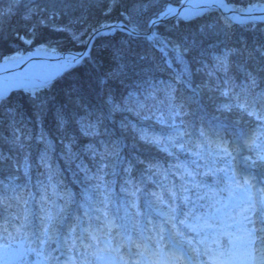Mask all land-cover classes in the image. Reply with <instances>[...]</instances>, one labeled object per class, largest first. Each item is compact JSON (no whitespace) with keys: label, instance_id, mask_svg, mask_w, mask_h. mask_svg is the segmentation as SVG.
<instances>
[{"label":"trees","instance_id":"trees-1","mask_svg":"<svg viewBox=\"0 0 264 264\" xmlns=\"http://www.w3.org/2000/svg\"><path fill=\"white\" fill-rule=\"evenodd\" d=\"M6 1L0 0V6L9 8L0 16V62L37 45L59 52L79 51L90 32L105 24L121 22L144 32L148 22L180 0H133L136 10L142 11L134 12L141 15L140 23L134 20V15L126 18L117 10L126 0H66L59 4L56 0H37L36 6L41 12L33 4L24 11L25 4L14 9ZM224 1L246 6L263 0ZM148 5L152 9L145 16L143 10ZM210 15L153 29L154 44L167 51L172 67L182 72V79L197 93L188 90L181 80L176 83L167 57L151 42L115 30L110 35L96 36L84 60L56 76L37 93L32 95L17 89L0 100V194L23 190L27 196L31 192L25 205L31 209L28 226L31 236L27 241L21 238L16 243L0 242V264H62L49 238H41L39 231L36 201L41 195V186L47 187L49 176L55 191L61 195L55 197L48 232L59 234L65 251L77 259L76 264L83 257L84 248L79 247L78 253L80 240L69 247V227L77 225L72 237L80 236L79 224L89 231H97L100 221L91 217L99 215L93 211V204L98 201L107 200L106 212L116 227L108 238L102 236V242L95 244L96 247L107 244V240L114 243L124 233L132 239L139 238L148 219L163 223L173 203L177 222L187 208L193 209V215L213 213L217 200L221 204L229 200V182L235 184L236 180L250 178L257 186L264 187V158H261L264 144L248 145L240 167L235 156L252 134L264 130L260 121L230 97L210 92L204 86L205 75L196 71L203 62L212 63V52L219 53L229 47L240 50L230 57L234 64H243L252 70L251 60L244 63L246 49L260 60L257 67L264 66V57L256 51L264 49V25H230L218 13ZM36 20L40 23L35 24ZM158 68L164 72L157 71ZM233 75L237 85L243 88L241 81L247 83V77L235 68ZM260 75L264 76V71ZM149 77L153 83L160 79L175 84L174 103L183 102L179 114L173 107L162 120L141 119L125 110V104L131 107L134 100L138 103L144 99L140 95L141 86H147ZM262 89L264 79L258 82L257 91ZM133 92L135 98L131 95ZM105 114L110 115L104 117ZM236 137H239V146L232 140ZM37 138L42 139L37 141ZM217 145H224L229 153L225 154ZM104 149L112 154L102 158ZM246 164L258 171L244 172ZM58 178L62 184L57 183ZM48 199L51 201L53 197L49 195ZM83 206L89 210L87 223ZM223 211L226 213L228 208ZM261 211L257 210L256 218ZM3 215L0 210V217ZM61 217L65 221L59 228L57 220ZM137 220L139 225L134 223ZM256 222L262 223L258 219ZM177 226L196 242V232ZM164 227L169 228L167 224ZM251 227L252 223L247 222L246 228ZM228 231L239 239L221 237L223 258L236 253L248 260L255 245L235 226ZM82 240L92 243L89 235ZM94 264H103V261L94 258Z\"/></svg>","mask_w":264,"mask_h":264},{"label":"clouds","instance_id":"clouds-1","mask_svg":"<svg viewBox=\"0 0 264 264\" xmlns=\"http://www.w3.org/2000/svg\"><path fill=\"white\" fill-rule=\"evenodd\" d=\"M8 11L9 8L0 6V16L6 14ZM209 47L212 46L210 45ZM185 51H187V49H185ZM239 51L240 50L236 48L229 47L222 48L219 53L212 52L210 54L212 63L209 64L205 61L196 71L205 75L206 79L204 86L208 88L210 92H217L218 95L226 98L230 97L233 103L243 107L249 115L259 120L261 129H264V89L257 91L258 82L264 79V76L260 75V73L264 71V66L257 67V65L261 63L260 60L252 51L246 49L244 50V63L246 64L251 60L253 62L252 70L245 68L243 64H234L230 57L237 54ZM256 51L259 52L260 57H264V49L258 48ZM234 68L242 73L243 76L247 77V83L241 81L244 85L243 88H240L236 83L233 75ZM157 71L164 72V69L158 68ZM173 79L176 80V83L180 82L178 77H173ZM209 79L212 81L211 84H209ZM145 83L147 86H141L140 92V95L143 96L144 99L139 100L138 103L134 100V106L131 107L125 104V110L133 112L134 115L141 119L162 120L165 113H170L173 107L177 109L176 114H179V109L183 106V102L174 103L177 99L175 96V84L160 79H157L156 82L153 83L151 77H149ZM131 95L134 98L136 97L135 92L131 93ZM256 105H259V107H256ZM222 107L227 108V105H222ZM253 136L256 144L252 146L260 147L264 144V130ZM257 141L260 143L258 144ZM105 154L111 155L112 153H108L107 149H104L102 158ZM244 179L248 180L247 184L243 183V180L241 181L240 188L232 189V197L227 207L228 211L224 213L225 224L230 225V227L235 226L238 232L250 238L251 243L255 245L252 249L255 255L254 264H264V227H261L260 224L256 222L257 219L264 221V211L260 212L258 218L255 217V213L258 209H264V187L257 186L250 178ZM57 183L62 184L63 181L58 178ZM40 191L41 195L36 201L39 208L40 237L47 236L51 238L48 229L53 215L52 208L55 206V197L61 194L55 191L50 176L48 177L47 187L42 185ZM49 195L53 197L51 201L48 199ZM28 196H31V192L29 191L26 196L23 190L16 194H0V210H3L4 213V215L0 217V242L16 243L21 238L27 241L31 236V229L28 227L31 223V209L25 207V205L29 203ZM101 204H103V207L100 206ZM83 207V216L87 223L90 219L88 214L89 210L87 206ZM107 207L108 204L106 199L96 202L93 204V211L94 213H99V215H93L91 217V219L100 221L97 232L105 238L109 236L108 224H113L112 218L106 212ZM233 209L235 210L234 212ZM175 212L176 205L173 203V205L169 206V212L165 214L163 223L159 221L153 223L151 218H149L145 231L139 238L132 239L130 247L124 242L125 246L123 248L128 249V251L125 252L116 253L114 250L100 251V249H104L105 246L109 244H103L99 247L94 246L96 244V239L93 238L94 235L90 233L88 227H85L82 231L89 234L92 243H85V241L81 240L78 236L72 237L71 234L75 231L77 227L76 224L69 227V240L71 241L69 247L74 245L76 240H80L77 251L79 253V247H83L84 255L80 259L79 264H94V258L98 257L102 258L103 264H112L114 260L116 264H121V255L130 261L136 260L139 264H153L154 261H160V264H163L167 259L166 253L171 251H164L166 241H164L163 233L165 232L164 224H167L173 237L180 236L191 246V259L196 262H202L200 256H204L205 258L210 257L221 250V233L225 229L221 227V217L219 213H208L205 211L204 213L196 212L195 215H193V209L187 208L184 215L177 222ZM205 219H207L210 224L214 225V227L205 228L199 233L196 232L197 240L195 243H193L191 237L185 236L184 232L177 226V224H179L189 229V225L203 223ZM181 221H183V223H181ZM78 222L77 218V223ZM247 222L252 223L251 228H246ZM134 223L135 225H139L138 220ZM228 228L229 227H227L226 230H228ZM137 231H139V228H137ZM189 231L191 230L189 229ZM256 231H259V235L255 234ZM200 233H203V235H200ZM119 235L120 234L117 233V236ZM189 239L191 243H189ZM201 240L204 241L203 244L199 243ZM217 240L220 241L219 245L215 243ZM41 243H43V240ZM136 243L141 245L140 249L135 247ZM145 244L148 245L147 252L143 251V245ZM197 245H199V247H197ZM209 247L212 248V251H206ZM133 249H135V251L132 256L129 257L128 252ZM177 264H179V262H177Z\"/></svg>","mask_w":264,"mask_h":264},{"label":"rangeland","instance_id":"rangeland-1","mask_svg":"<svg viewBox=\"0 0 264 264\" xmlns=\"http://www.w3.org/2000/svg\"><path fill=\"white\" fill-rule=\"evenodd\" d=\"M11 1V0H10ZM9 0H7L6 1V3L8 2L9 3V5L11 6V7H14V9H16V7L17 8H23V5L25 4L26 5V8H24L23 10L24 11H26V9L29 7V5L31 6V4H33L34 6H33V8H37V9H39L40 10V12H41V9L38 7V6H36L37 4H38V2H37V0H23L22 2H16V1H14V0H12V2H10ZM40 1V0H39ZM65 1L66 0H56V4H59L60 2H63V3H65ZM123 1V0H122ZM264 1V0H263ZM262 1V2H263ZM132 2H133V0H126V4L125 5H122V4H124V3H122L121 5V7L122 8H119V9H117L118 11H120V12H123L124 13V17H126V18H131L132 17V15H134V20L136 21V22H138V23H140V17L139 16H141V15H139L138 13L137 14H134V12L136 13V12H142V11H138V10H136L137 9V5L135 4V6H133L132 5ZM262 2H257V3H253L254 5L255 4H260V3H262ZM42 3H44L45 4V2L44 1H42ZM179 4H180V2H179ZM230 5H232L233 7H243V6H240V5H235V4H230ZM251 5L252 4H248V5H246V7L247 6H250L251 7ZM45 6V5H44ZM245 7V6H244ZM243 7V8H244ZM124 8V9H123ZM170 8H172L171 6H168V7H166V9L162 12V13H160V15L159 16H161L162 14H164L165 12H167ZM151 6L150 5H148V6H146V9L145 10H143V15H147L148 14V12L150 13L151 12ZM22 9H19V10H17V11H21ZM16 11V10H15ZM38 12V11H37ZM189 17H191V16H189ZM188 17V18H189ZM187 17L186 18H183V19H188ZM192 18V17H191ZM152 20H154V19H152ZM151 20V21H152ZM39 21V22H38ZM36 20V22H35V24H38V23H40V20ZM150 21V22H151ZM150 22H148L147 24H146V27L148 28V26H149V23ZM118 23H121V22H118ZM117 23V24H118ZM263 23V22H262ZM0 24H1V22H0ZM27 24H29V23H27ZM122 24H124V23H122ZM112 26V25H116V23H113V24H105V25H102L103 27L104 26H107V30L106 31H98V32H96V33H94L97 29H94V30H92L91 32H90V34L88 35V37H87V39L84 41V44H83V47L87 44V41H88V39H89V37L90 36H93V38H95L96 36H98V35H110V34H112L115 30H118V29H116V28H112V27H110V29H109V26ZM141 25H143L142 23H141ZM102 26H100V27H102ZM155 28V27H154ZM132 30H134L133 28H131ZM134 31H136V30H134ZM148 31V32H147ZM102 32H104V33H102ZM122 32V31H121ZM147 32V33H146ZM136 33H138L139 34V36H134V37H138V38H144V39H147L149 42H151L152 43V45H153V47L158 51V52H160L167 60L169 59L168 58V54H167V52L164 50V48L162 47H160V46H158L156 43L154 44V35H153V28H151V29H147L146 31H144V32H137L136 31ZM129 35V34H128ZM132 36V35H131ZM151 37V38H150ZM91 43H92V41H91ZM38 47H44V48H47V49H49L50 50V48H48L47 46H45V45H37V46H34L30 51H28V52H25V53H20V54H16V55H12V56H9V58H11V57H21V56H25V55H27V54H29L30 52H32L34 49H36V48H38ZM90 49H91V47H90ZM90 49H89V52H90ZM51 51H54V50H52L51 49ZM81 51V50H80ZM56 52H58V51H56ZM31 54V53H30ZM176 57H177V59L178 60H180L179 59V54L176 52ZM3 61V60H2ZM78 63H80V62H78ZM78 63H76V64H78ZM67 67V66H66ZM65 66L64 67H61V66H59V65H46V66H44V67H41V68H39L38 70H36V71H33V72H30V73H28L27 75H24V76H22V77H20V78H18V79H16V80H14V81H11V82H9V81H7V82H2V83H0V100H2V99H4V98H6L7 97V94H9L11 91H14V90H17V89H22V90H24V91H26L27 89L28 90H30V91H27V92H29V93H31L32 95H33V92H35L36 90H38V89H40L41 87H44L48 82H50L53 78H55L56 76H58L61 72H62V70L63 69H65L66 68ZM171 68V70L174 72V74H175V77H178L179 78V81L181 80V82L185 85V87L188 89V90H192V91H194V92H196L197 93V91L195 90V88L194 87H192L185 79H182L183 77H182V72H179L176 68H174V67H170ZM15 83V84H14ZM252 136H253V134H252ZM37 141H40L41 139L40 138H37L36 139ZM233 140V142L234 141H237V139H232ZM237 144V143H236ZM247 148H248V144H246L245 145V147H244V149L245 150H247ZM243 155V153L241 152H239L238 151V153H236L235 154V156L238 158V159H240V160H242V161H244V158L243 157H241ZM239 161V160H238ZM238 167H240V164H238ZM246 167H248V168H250L251 170H254L255 172H257L258 171V169L257 168H255L254 166H251V165H248V164H246ZM243 171L245 172L246 171V169L244 168L243 169ZM264 211V210H263ZM35 214H37V212H35ZM64 221L65 220H63V218L61 217V218H59L58 220H57V225H58V227L59 228H62L63 227V225H64ZM114 224V223H113ZM263 224H264V221H263ZM114 226L116 227V224H114ZM117 227H120L119 225L117 226ZM261 227H264V225L263 226H261ZM59 228H58V230H59ZM82 230V229H81ZM90 233L91 234H93V235H95V233H96V230H95V232H94V230L92 231V230H90ZM83 234H86L84 231H83ZM88 234V233H87ZM89 235V234H88ZM97 237V239H96V244L97 243H99V242H102V241H100L99 240V237L98 236H96ZM51 240H50V244H53V248H54V250L55 249H61L62 250V245H63V242H64V240L61 238V237H59V236H57V235H55V234H51V238H50ZM107 241H110V240H107ZM102 244V243H101ZM71 254H69V253H67L66 254V259L69 261V262H71L72 261V259L70 260L69 258L71 257L70 256ZM17 257H20L21 258V256H20V254L19 253H17V255H16ZM74 256V255H73ZM72 263V262H71ZM17 264V263H16Z\"/></svg>","mask_w":264,"mask_h":264},{"label":"bare ground","instance_id":"bare-ground-1","mask_svg":"<svg viewBox=\"0 0 264 264\" xmlns=\"http://www.w3.org/2000/svg\"><path fill=\"white\" fill-rule=\"evenodd\" d=\"M179 2H180V4H179ZM179 2L174 3L170 6L173 9H174V7L175 8L179 7L181 9H183V12L185 14H183V16L179 17V18H172L171 17L169 20H166L165 22L155 26V28L162 26V25H166L168 23L178 22L180 20H183V18H186V17L188 18L191 14H194V16H191L193 18V17H205V16L213 14V13H218L220 18L225 23L230 24L229 22L225 21L222 18L221 14L219 12H217L213 9L212 10H206L205 9L202 11L200 10L202 8H205V7H212V6H216V5L222 7L221 8L222 11H220V12H224V14L226 16H229V17L233 18L234 20L240 22V23H234V24H230V25H243V24L244 25H252V26L257 25V24H263L264 25V1L260 4H255V5L252 4L251 7L250 6L244 7L243 6L244 8L243 7L242 8L241 7H233L230 4L225 6V4H227V3L224 2L225 3L224 4L222 0H180ZM212 8H214V7H212ZM191 17H189L188 19H191ZM118 24H120V23H118ZM116 25H117V23H116ZM124 25L126 27L131 28L130 26H128L126 24H124ZM113 26L114 25H112V26L110 25L109 27H113ZM106 27L107 26L99 27L96 31H98L100 29H103L104 31H106L107 30ZM118 31H121V30H118ZM122 32L125 33L124 31H122ZM102 33H104V32H102ZM93 40H94V38L91 41L93 42ZM91 45H92V43H90V47H91ZM83 50H84V47L81 48V51H83ZM79 51H71L70 50V51H60V52L58 51V52H56V51H51V49L49 50V49L44 48V47H38V48L34 49L32 52H30L31 54L29 53L25 56L11 57V58L6 57L3 59V61L0 62V83L7 82V81H9V82L14 81V80H16V79H18L24 75H27L30 72L36 71L39 68L44 67L46 65H53L54 64V65H59L61 67H64V66L66 67L68 65L63 64L61 61H56V60L53 61L55 59V55H58V53H67V52H73L74 53V52H79ZM75 55L76 54H73V57ZM88 55H89V52L87 53L86 57ZM84 59H82V60H84ZM179 59H180V56H179ZM168 61L170 63V65L168 64V66L172 67L173 64L170 61V59L167 60V63H168ZM72 66H74V65H72ZM250 67L252 68V66H250ZM66 70H67V67L62 70L61 74ZM37 92H35V93H37ZM7 96H8V94H7ZM108 115H110V114H105L104 117H109Z\"/></svg>","mask_w":264,"mask_h":264},{"label":"snow or ice","instance_id":"snow-or-ice-1","mask_svg":"<svg viewBox=\"0 0 264 264\" xmlns=\"http://www.w3.org/2000/svg\"><path fill=\"white\" fill-rule=\"evenodd\" d=\"M151 38V37H150ZM246 143L249 145V146H252L254 144H256V141H255V138L254 136L250 137ZM217 147L222 151L224 152L225 154H228L229 153V150L227 147H225L224 145H217ZM259 147V146H258ZM261 158H264V156H262ZM243 183L247 184L248 183V180L247 179H244ZM241 187V181L240 180H236L235 184H232L231 182H229V200L231 199L232 197V189L233 188H240ZM229 200H225L223 204L220 203L219 200H217L215 202V205L213 207V213H219L220 214V217H221V227L224 228L225 230L222 231L221 235L222 237H228V238H236V239H239V237H237L235 235V233H232V232H229L227 229V227H230V225H226L225 224V216H224V211L223 209L224 208H227L228 207V204H229ZM181 223H183V221H181ZM115 226L111 223L108 224V230L109 232L114 228ZM189 229L191 231H194V232H201L203 231L205 228H211V227H214V225L210 224L208 222L207 219H205L203 221V223H198V224H195V225H189L188 226ZM242 231V230H241ZM182 235V233H181ZM94 239H97V237L94 235L93 236ZM131 239V238H129ZM189 243H191V240L189 239ZM200 244H203L204 241L201 240L199 242ZM215 243L217 245H219L220 241L217 240L215 241ZM125 246L124 242L121 241L120 245L117 246V247H112L110 244L109 245H106L104 249H100V251H112L114 250L116 253H121V249ZM135 247L137 249H140L141 248V245L139 243H136L135 244ZM143 251L144 252H147L148 251V245L145 244L143 245ZM206 251H212V248L209 247L206 249ZM167 255V259L163 262V264H177V262H179V264H229V261L224 257V252L223 250H220L219 252H217L215 255L213 256H210V257H206L205 260L203 262H196L192 259H189V258H186L183 253L181 252H177L175 250H171L169 253H166ZM70 260L72 259L71 257L69 258ZM98 259H101V257H98ZM120 261H121V264H139L138 261L136 260H129V259H126L123 255L120 256ZM73 264H75V262L73 261ZM112 264H116V261H112ZM153 264H160V261H154Z\"/></svg>","mask_w":264,"mask_h":264},{"label":"water","instance_id":"water-1","mask_svg":"<svg viewBox=\"0 0 264 264\" xmlns=\"http://www.w3.org/2000/svg\"><path fill=\"white\" fill-rule=\"evenodd\" d=\"M223 1V0H222ZM224 3V1H223ZM225 4V3H224ZM225 6H227L225 4ZM214 7V8H212ZM212 7H205V8H202L200 9L201 11L202 10H215L217 12H219L222 16V18L229 22L230 24H234V23H240L236 20H234L233 18L229 17V16H226L224 14V12H220L222 11V7L216 5V6H212ZM173 8H170L167 12H165L164 14H162L161 16H159L158 18L152 20L150 23H149V26H148V29H151V28H154L155 26L165 22L166 20H169L171 17L172 18H179V17H182L183 14H185L183 12V9L179 8V7H174V9L172 10ZM172 10V11H171ZM190 16H194V14H191ZM112 28H117L118 30H121V31H124L126 34H129V35H132V36H139L138 33H136L134 30H132L131 28L129 27H126L124 24H117V25H114ZM106 29H108L106 27ZM110 29V27H109ZM98 31H104L103 29H100ZM96 31V32H98ZM94 32V33H96ZM93 39V36H90L88 41H87V44L84 46V50L83 51H79V52H67V53H58V55H55V59L53 61H61L63 64L65 65H68V66H72V65H75L76 63L80 62L82 59H84L87 55V53L89 52V48H90V43H91V40ZM73 54H76L74 57H73ZM67 66V67H68Z\"/></svg>","mask_w":264,"mask_h":264}]
</instances>
